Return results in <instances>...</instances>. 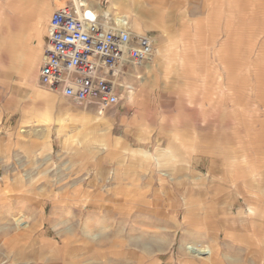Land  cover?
<instances>
[{"label": "rangeland", "instance_id": "obj_1", "mask_svg": "<svg viewBox=\"0 0 264 264\" xmlns=\"http://www.w3.org/2000/svg\"><path fill=\"white\" fill-rule=\"evenodd\" d=\"M64 2L0 0V37L34 18L42 41L24 77L0 42V264H264V0H156L157 59L103 109L38 82Z\"/></svg>", "mask_w": 264, "mask_h": 264}, {"label": "built area", "instance_id": "obj_2", "mask_svg": "<svg viewBox=\"0 0 264 264\" xmlns=\"http://www.w3.org/2000/svg\"><path fill=\"white\" fill-rule=\"evenodd\" d=\"M151 32L134 31L113 11L86 0H65L48 20L38 82L79 105L107 108L118 103L127 74L153 56Z\"/></svg>", "mask_w": 264, "mask_h": 264}, {"label": "crops", "instance_id": "obj_3", "mask_svg": "<svg viewBox=\"0 0 264 264\" xmlns=\"http://www.w3.org/2000/svg\"><path fill=\"white\" fill-rule=\"evenodd\" d=\"M87 3L93 7L100 9H107L108 11H113L115 15H118L119 12H122V16L128 20L131 27L135 31L134 27L140 26V30L149 32L148 29L154 26L155 24V15H152L148 13L149 9H154L155 8V1L156 0H86ZM119 6V7H118ZM33 8H38L39 3L38 1H34L32 4ZM148 9V10H145ZM137 11L135 12V17H132L131 12L132 11ZM127 14V15H126ZM128 16V17H127ZM22 27L18 29L20 33L13 34L11 35H5L0 37V42H5L9 43V46L11 48V52L14 54L13 55V65H16L18 68L17 70L19 71L20 75L22 77L26 76L29 72L32 71L34 64L38 60V53L40 52L41 48V34H40V27L39 23L31 18L27 21L21 20ZM33 36L34 38L37 39V44L35 47H38L37 49L32 47L27 46L26 41ZM158 53L155 49V52L153 53V56L151 58V61L147 64L142 65L145 68V71L147 72V68L149 66V69H152V64L153 62L157 59ZM149 70V71H150ZM127 73V72H126ZM47 114L43 115L41 118L42 122H46L48 120ZM77 119L80 120L81 124L79 126H76V130H81V131H91V127L86 123L88 121V116H85L83 118L78 117ZM24 129H19L18 132L21 133L23 132ZM41 135V134H39ZM10 136V135H9ZM9 136H7V139H9ZM69 139V138H68ZM43 146L48 145V148H50L48 144V140L44 138L42 139ZM20 142H23L20 141ZM36 142L34 140L31 141V143ZM70 143L72 144H79V141H72L70 140ZM104 146V145H103ZM26 205L29 207L31 205V199L29 197H26ZM253 208H249V212H253ZM209 249L210 247L206 245ZM210 254H211V249H210ZM209 254V255H210ZM208 255V256H209ZM207 256V257H208ZM198 257H204V256H198Z\"/></svg>", "mask_w": 264, "mask_h": 264}, {"label": "bare ground", "instance_id": "obj_4", "mask_svg": "<svg viewBox=\"0 0 264 264\" xmlns=\"http://www.w3.org/2000/svg\"><path fill=\"white\" fill-rule=\"evenodd\" d=\"M30 1L31 0H7V4L9 5V6H14L13 5V3L15 4V6L14 7H12L13 9H12V11H13V14H14V18H13V21H15L16 20V18L18 17V16H22L23 17V19H27V18H29L30 17V14L33 16V17H36V16H34V15H36L35 13H34V11L32 12V13H30V11L32 10V6L30 5ZM38 1H40L41 2V4H43L40 8H41V12H38L39 14H41V15H43V16H45L49 11H50V5H49V0H38ZM61 5H62V3H61ZM52 13V12H51ZM124 14V13H123ZM122 14V15H123ZM118 15H121V14H118ZM121 15V16H122ZM127 15V14H126ZM128 17V16H127ZM34 19V18H33ZM152 58V57H151ZM151 61V59L148 61V62H146V63H144V64H147V63H149ZM144 64H142V65H144ZM141 65V66H142ZM125 68V70H127L126 69V67H124ZM149 68V67H148ZM148 70V69H147ZM132 87L130 86V87H128V90L126 91V92H128V91H130V89H131ZM132 94H133V91H131L130 93H129V97H131L132 96ZM28 205V204H27ZM14 220L17 222V224L18 225H20V224H23V225H25V224H27L28 223V220H27V218H25V216H24V214H20L19 216H17V217H15L14 218ZM194 248V247H193ZM189 253H191V254H193V255H197V256H199V255H202V254H209L210 253V249L207 247V246H203V247H195L194 248V252L193 251H190ZM207 255H205L204 257H207Z\"/></svg>", "mask_w": 264, "mask_h": 264}]
</instances>
